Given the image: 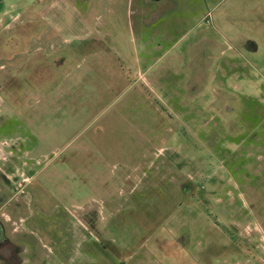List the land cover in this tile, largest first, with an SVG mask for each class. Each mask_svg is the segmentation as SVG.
<instances>
[{"label": "rangeland", "instance_id": "obj_1", "mask_svg": "<svg viewBox=\"0 0 264 264\" xmlns=\"http://www.w3.org/2000/svg\"><path fill=\"white\" fill-rule=\"evenodd\" d=\"M181 1L143 24L139 0H0L25 264H264V0Z\"/></svg>", "mask_w": 264, "mask_h": 264}, {"label": "crops", "instance_id": "obj_2", "mask_svg": "<svg viewBox=\"0 0 264 264\" xmlns=\"http://www.w3.org/2000/svg\"><path fill=\"white\" fill-rule=\"evenodd\" d=\"M113 2L115 3V1H112V3ZM219 3L220 1L214 3L213 9ZM199 4V0L194 1L191 6V12H195V9L197 12ZM189 6V3H183L181 0H139L137 9L138 20L143 24L153 23L161 18L174 20L175 22H188L190 19ZM205 17V15L202 16V18ZM220 20L229 23L233 21L232 18L230 19V16L227 15H223V17L220 18L213 15V24ZM74 37L78 38V35ZM22 221L24 222V220Z\"/></svg>", "mask_w": 264, "mask_h": 264}, {"label": "flooded vegetation", "instance_id": "obj_3", "mask_svg": "<svg viewBox=\"0 0 264 264\" xmlns=\"http://www.w3.org/2000/svg\"><path fill=\"white\" fill-rule=\"evenodd\" d=\"M2 200L0 199V264H25L22 257L23 246L14 238L23 230L17 225L14 227L15 223L12 222L11 216L6 218L7 212L11 210V198L5 202Z\"/></svg>", "mask_w": 264, "mask_h": 264}]
</instances>
